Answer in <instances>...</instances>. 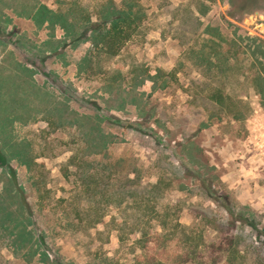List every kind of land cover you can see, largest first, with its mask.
I'll list each match as a JSON object with an SVG mask.
<instances>
[{
  "label": "rangeland",
  "instance_id": "374dc122",
  "mask_svg": "<svg viewBox=\"0 0 264 264\" xmlns=\"http://www.w3.org/2000/svg\"><path fill=\"white\" fill-rule=\"evenodd\" d=\"M108 2L0 0V139L28 162L11 165L32 221L0 169V223L10 229L0 230V264H144L136 236L122 243L109 225L119 210L108 208L92 229L93 205L75 200L80 155L91 157L83 136L99 135L97 114L112 117L101 126L119 141L108 156L124 160L116 176L131 167L156 180L165 171L162 211L182 229L206 217L199 230L213 238L212 222L234 221L232 204L253 212L264 232V0H137L142 33L116 57L93 51L86 61L90 43L71 45L63 28L34 17L41 6H84L95 20ZM256 12L263 18L250 19ZM59 46L66 60L52 55ZM118 121L154 129L160 146ZM19 222L25 227L13 230Z\"/></svg>",
  "mask_w": 264,
  "mask_h": 264
},
{
  "label": "trees",
  "instance_id": "16d2710c",
  "mask_svg": "<svg viewBox=\"0 0 264 264\" xmlns=\"http://www.w3.org/2000/svg\"><path fill=\"white\" fill-rule=\"evenodd\" d=\"M144 13L137 0H123L120 7L113 0H109L100 13L95 14V20L92 18L94 15L84 6L60 12H53L46 6H41L34 17L39 24L48 22L51 26L58 25L63 28L66 36L70 37L71 45L90 43L91 48L84 58L86 61L90 60L93 51L107 55L109 58L116 57L135 35L142 33L141 23ZM64 48L59 46L52 55L66 60L67 54ZM35 65L34 67L38 66ZM262 69L264 74V66ZM262 74L259 80L264 83ZM97 115L101 121L96 124L99 135L84 134L83 136L87 143L86 150L91 157L84 160L81 154V162L77 164V173H75L79 178L76 187L78 198L75 197V200L84 195L93 205V217L85 222L89 228L96 229L99 224L104 223L108 208L117 209L120 214L118 217L112 216L109 225L116 228L117 237L122 243L136 236L133 244L141 247L144 264H264V237H261L264 232L259 230L260 222L248 209L240 206L237 212L235 206L230 204L228 212L235 222L228 219L212 222L213 230L217 234L210 238L209 234L199 230L202 220L206 217H203L197 225L193 224L189 230H184L177 216L171 215L166 209L162 211V200L167 190L165 171H162V175L156 180H145L137 168L131 167L125 174L116 176L115 173L118 172L115 169L120 165L123 166L124 160L113 163L108 161V156L110 147L119 141L114 134H104L101 126L104 122H111L112 117ZM3 120L4 118L1 117L0 123ZM74 124L80 131L84 129V125L78 120H75ZM118 125L139 132L148 139L147 141L154 140L155 144L160 146L162 137L145 124L118 121ZM6 147L0 139V169L10 177L19 209L25 212L27 220L31 221L26 190L18 183L17 172L11 165L14 159L25 166L28 162L23 151L13 156L7 153ZM87 169H92L93 172ZM207 190L212 191L211 188ZM83 221L82 219L80 223ZM237 222L252 229L251 233L246 232L244 227L240 230H232L238 229ZM21 226H24L23 222L15 225L13 230H19ZM0 230H10L9 224L0 223ZM10 235L15 237L13 232ZM16 237L20 239L19 236ZM50 264L63 263L57 259Z\"/></svg>",
  "mask_w": 264,
  "mask_h": 264
},
{
  "label": "water",
  "instance_id": "95a60500",
  "mask_svg": "<svg viewBox=\"0 0 264 264\" xmlns=\"http://www.w3.org/2000/svg\"><path fill=\"white\" fill-rule=\"evenodd\" d=\"M257 16H259L260 18H263V16L260 15L259 12H256L254 15H251L249 18L253 19L254 17H257Z\"/></svg>",
  "mask_w": 264,
  "mask_h": 264
}]
</instances>
